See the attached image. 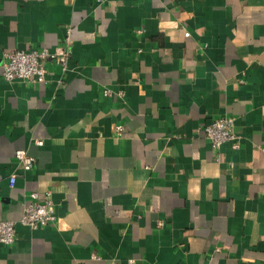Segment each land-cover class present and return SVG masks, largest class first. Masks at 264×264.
Here are the masks:
<instances>
[{
	"label": "crops",
	"instance_id": "1",
	"mask_svg": "<svg viewBox=\"0 0 264 264\" xmlns=\"http://www.w3.org/2000/svg\"><path fill=\"white\" fill-rule=\"evenodd\" d=\"M67 35L45 83L2 77ZM222 116L238 146L215 150ZM32 192L55 220L0 264H264V0H0V220Z\"/></svg>",
	"mask_w": 264,
	"mask_h": 264
},
{
	"label": "built area",
	"instance_id": "2",
	"mask_svg": "<svg viewBox=\"0 0 264 264\" xmlns=\"http://www.w3.org/2000/svg\"><path fill=\"white\" fill-rule=\"evenodd\" d=\"M68 40L67 35L64 44L52 52L45 47L5 50L1 62L2 77L8 82L45 83L47 81L45 61L48 58L55 59L65 70L70 52L67 48ZM233 126L234 118L232 116H222L205 123L202 130L215 150L226 141H231L235 148L238 146L239 135L234 131ZM36 143L41 144L42 140H36ZM14 156L23 170H30L36 161L34 156L29 155L23 149L15 150ZM15 178V173H11L8 178L10 186L14 185ZM54 220V203L50 193L45 192L43 197L39 198L36 192H32L29 201L23 205L21 215L17 220H0V242L11 245L15 241L17 223L37 229L53 223ZM113 263L115 264V262ZM126 264H134V258L127 259Z\"/></svg>",
	"mask_w": 264,
	"mask_h": 264
}]
</instances>
